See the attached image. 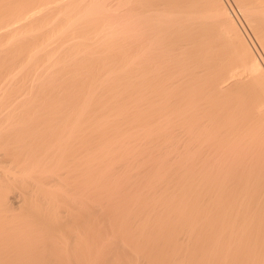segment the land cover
<instances>
[{
    "label": "bare ground",
    "instance_id": "1",
    "mask_svg": "<svg viewBox=\"0 0 264 264\" xmlns=\"http://www.w3.org/2000/svg\"><path fill=\"white\" fill-rule=\"evenodd\" d=\"M0 146V264H264V0H0Z\"/></svg>",
    "mask_w": 264,
    "mask_h": 264
},
{
    "label": "rangeland",
    "instance_id": "2",
    "mask_svg": "<svg viewBox=\"0 0 264 264\" xmlns=\"http://www.w3.org/2000/svg\"><path fill=\"white\" fill-rule=\"evenodd\" d=\"M11 143H13V142H11ZM14 144H15V147H16V144H17V143H14ZM2 145H4V144H2ZM9 145H10V143H9ZM9 145L7 146L8 148L5 147L6 151H7L8 149H11L10 147H12V145H10V147H9ZM5 146H6V145H5ZM1 147H2V146H0V148H1ZM13 147H14V146H13ZM13 147H12V150H11L12 152L9 150L10 155H11V153L15 152V150L13 151ZM15 147H14V148H15ZM5 149H2V151H1V149H0V153H1L2 155L5 154V153H2L3 150H4V152H6ZM9 153H7V154H9ZM1 154H0V155H1ZM5 155H6V154H5ZM5 155H3V156H5ZM3 156H2V157H3ZM7 156H8V155H6V157H4V158H5V159L8 158ZM2 157L0 156L1 159H3ZM9 157H10V156H9ZM0 161H1V160H0ZM3 161H4V160H3ZM5 166H6V168H5ZM7 167H8L7 164L0 163V170L3 171L2 175L0 174L1 176H3V175L6 174L7 176L13 177L12 175L16 174V172H17L18 170L21 169V166H17V168H15V167L12 168V167H11L10 169H9V167H8V168H7ZM3 168H4V170H3ZM18 168H19V169H18ZM8 169H9V170H8ZM1 171H0V172H1ZM7 171H8V172H7ZM4 172H5V173H4ZM13 172H14V173H13ZM9 174H10V175H9ZM16 176H18V175L16 174ZM18 177H20V176H18ZM22 177H23V176H22ZM21 183H22V182L15 184L16 186H13L14 189H11V190H10V194H9L10 196H8V201L10 202V204H12V205H11V206H12V208H11V209H12V212H9V213H10V214L12 213V214L10 215L9 213H6L5 211H3L4 213L2 214V215L9 214L10 216L8 215V217L10 218V220H15L16 222L19 221V219L21 220V219L25 218V216H27L28 214L32 213L31 208H32L33 206L31 207V204L33 205V204H35V202H37V201L34 200V192H35V194H36V191H37V190L34 191V188L37 187L36 184H33V186L30 184V185L32 186V188H31V186H29V183H27V185H26L27 188H28V189L30 188L31 191H32V189H33L32 193H31V194L29 193V194L32 196L31 199H30L31 202H30L29 199L26 198V197H28L27 195H29V194H28V193L26 194V193L24 192V193L26 194V195H25L26 197L23 196L24 194L21 195V197H24V198H22V200L24 199V203H25L27 200H29V201H28V203L26 202V203L24 204L25 206H23V205L20 206V207H23V208L20 209V207H18V205L16 204V199L14 198V194H16L17 192H20V187H21V186H24V185H21ZM24 184H25V183H24ZM19 185H21V186H19ZM34 185H35V186H34ZM28 186H29V187H28ZM27 188L24 187V189H27ZM21 189H23V188H21ZM36 189H37V188H36ZM23 191H25V190H21V192H23ZM28 191H29V190H27V192H28ZM31 191H30V192H31ZM17 194H18V193H17ZM25 198H26L27 200H26ZM32 200H33V202H32ZM30 203H31V204H30ZM69 206H70V205H68V207H67V205H63L61 209H64L65 211H66V210H69V209L71 208V206H70V208H69ZM17 207H18V208H17ZM29 207H30V208H29ZM34 207H35V206H34ZM34 207H33V208H34ZM41 208H44V206H42ZM65 208H66V209H65ZM44 209H45V208H44ZM13 210H14V211H13ZM19 211H20V212H19ZM42 211H44V210H42ZM42 211H41V212H42ZM7 212H8V211H7ZM45 212H46V211H44V213H45ZM5 213H6V214H5ZM20 214H21V215H20ZM14 216H15V217H14ZM11 217H12V218H11ZM13 218H14V219H13ZM17 218H18V220H16ZM19 222H20V221H19ZM0 226H1V225H0ZM6 229H7V228L1 226L0 231L2 230L1 232H3V230H4V232H3L2 234H4V233L6 232ZM45 229H47V228H45ZM15 238H16V237H15ZM19 240H20V239H19ZM32 240H34V239L32 238ZM47 247H48L50 250L47 249ZM47 247H46L45 251L49 250L48 253H50L52 247L49 246V245H47ZM46 253H47V252H46ZM48 253H47V254H48ZM46 256H47V255H46ZM14 260H15V259H14ZM14 260H13V264H15V262H16V263L19 262V258H18V259L16 258L15 262H14ZM33 264H47V260L44 259V258H42V256H40V257H38V258L34 261Z\"/></svg>",
    "mask_w": 264,
    "mask_h": 264
}]
</instances>
